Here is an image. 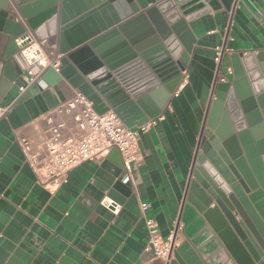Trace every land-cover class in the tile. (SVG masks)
Listing matches in <instances>:
<instances>
[{
    "label": "crops",
    "instance_id": "obj_1",
    "mask_svg": "<svg viewBox=\"0 0 264 264\" xmlns=\"http://www.w3.org/2000/svg\"><path fill=\"white\" fill-rule=\"evenodd\" d=\"M206 5L209 12L188 23L192 49L181 81L159 115L148 117L157 108L152 98L139 104L118 91L110 94L115 107L109 110L126 127L139 130L154 121L139 135L141 161L129 174L112 149L103 159L71 169L56 191L40 186L18 139H40L44 116L79 90L53 70L15 100L24 72L7 63L0 72V105H11L0 119V264H160L145 250L140 203L148 205L146 217L157 222L163 239L175 232V251L188 241L204 264H225L226 252L187 195L214 85L231 80L233 54L239 59L261 55L264 64V0H230L227 8L220 0ZM10 41L0 31V60ZM217 50L220 66L214 60ZM55 51L45 48L48 58L58 60ZM117 186L124 194L114 190ZM173 264H179L175 257Z\"/></svg>",
    "mask_w": 264,
    "mask_h": 264
},
{
    "label": "water",
    "instance_id": "obj_2",
    "mask_svg": "<svg viewBox=\"0 0 264 264\" xmlns=\"http://www.w3.org/2000/svg\"><path fill=\"white\" fill-rule=\"evenodd\" d=\"M209 1L0 0V31L11 36L0 72L7 63L37 72L15 43L28 30L44 48L55 47L57 73L98 114L115 107L110 94L118 91L139 104L152 98L153 119L186 68L193 43L188 23L209 12ZM220 1L227 8L230 0ZM197 2L203 8L193 12ZM231 66V80L216 82L212 90L187 201L223 247L225 264H264L263 57L233 54ZM114 190L124 194L122 187ZM178 254L187 264H204L188 241L174 253L183 264Z\"/></svg>",
    "mask_w": 264,
    "mask_h": 264
},
{
    "label": "built area",
    "instance_id": "obj_3",
    "mask_svg": "<svg viewBox=\"0 0 264 264\" xmlns=\"http://www.w3.org/2000/svg\"><path fill=\"white\" fill-rule=\"evenodd\" d=\"M15 43L25 63L37 68V72L27 70L18 78L17 100L31 86L42 84V74L46 69L58 72L59 62L46 56L43 42H39L28 30L19 36ZM221 56V51L217 50L214 60L218 66ZM227 71L231 73V69ZM10 108L11 105H0V119L7 116ZM43 120L46 127L40 139L33 142L22 137L18 139V145L23 160L33 172L36 182L50 192L56 191L67 182L71 169L85 162L103 159L112 149L118 151L123 170L129 174L132 167L141 161L139 135L154 124V121H151L139 130H131L113 110L98 114L92 108L91 102L80 92L60 103L47 113ZM114 207L113 212H117V206ZM139 208L147 231L145 250L160 264H173L175 232L163 239L157 222L146 217L148 205L140 203Z\"/></svg>",
    "mask_w": 264,
    "mask_h": 264
}]
</instances>
